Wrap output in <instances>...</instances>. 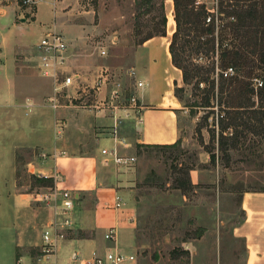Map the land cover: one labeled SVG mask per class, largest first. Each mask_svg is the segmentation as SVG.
Masks as SVG:
<instances>
[{"label":"rangeland","instance_id":"1","mask_svg":"<svg viewBox=\"0 0 264 264\" xmlns=\"http://www.w3.org/2000/svg\"><path fill=\"white\" fill-rule=\"evenodd\" d=\"M3 1L16 7V22L18 15L21 19H28L15 27L10 23L11 9H7L8 14L0 16V27L9 35L7 46L0 51V73L3 71L4 76L0 77L1 94L4 93L7 75L13 76V70L21 76L16 79L19 100L35 97V100L43 102L52 94L50 80L37 74L33 56V44L48 28L61 32L69 43V52H73L70 66L79 71L88 89L97 79L101 68L108 70V78L99 89L85 92L80 99L72 101H69L70 98L66 95H61L60 107L55 110L56 121H62V133L66 134L65 140L61 142L64 149L60 148V152L69 154L94 151L98 153L100 143L105 147L110 146L111 136L107 129L113 125L114 118L122 121L120 129L122 127V134L127 137L130 146L119 148V153L134 157V160L127 165L100 161L105 177L112 179L117 189L130 190L136 236L135 259L132 264H190L187 246L194 240L200 249L198 257H206L212 261L214 257L220 256L228 263L240 258L243 253V241L233 231L242 216L238 209L240 193L244 190L264 189V126L262 132L256 134L261 130L256 122L257 116L250 110H244L237 119L239 126L232 125L227 129L230 135L237 128L243 138H240L236 148L229 147L230 159L227 167H223L227 163L223 160L215 164L209 161L201 163V154L205 155L206 150L211 149L218 154L216 139L211 140L209 134L215 115L207 118L208 108L201 106L207 89L204 84L194 86V80L191 84L183 83L181 71L165 58L163 46L166 40L164 39L162 45L160 36H155V40L147 49L138 48L141 44L136 45V38L133 36L134 0H79V10L65 18V23L78 25L77 31L70 32L72 40L66 30L55 29L56 19L53 11L44 2ZM199 1L204 2L209 9L213 5V0ZM35 5L34 20L32 15ZM165 11L168 14L166 9ZM167 31L166 24V36ZM167 38L169 42L170 35ZM18 39L27 45L25 50L18 46ZM78 39H83V42L78 44ZM101 49L106 50L105 55L100 54ZM83 52L92 57L88 59L86 56L87 61L82 60ZM131 67L136 71L135 79L143 80L145 86L141 89L146 95L162 88L170 90L164 102L178 109L176 114L180 134L179 148H157L136 141L139 131L131 129L132 124L126 122L132 119L131 114L126 117L127 111L120 109L121 105L127 103L126 98L138 90L134 79L128 74ZM177 73L178 81L175 80ZM29 80L38 84L37 89L40 92L35 93V96L31 93L32 85ZM175 84L176 87H182V102L174 96ZM15 109L19 119H31V116H25L22 108ZM37 110H40L46 119L53 114L47 107ZM104 115L111 117V125L97 118ZM121 117L125 120H121ZM48 133L52 135L53 130L46 126V137ZM39 135L26 133L24 139L29 143L34 142L35 137ZM17 136L15 133L10 139L4 140L0 152L9 151V146ZM42 152L46 157L42 156ZM16 153L19 189L34 195L40 192H54L55 179L48 178L42 185L33 177H42L37 174L35 168L44 166L42 163L50 164L55 153L37 147L16 150ZM5 156L0 158V161L5 163L0 182L1 178L9 176V157L7 154ZM190 167L188 173L191 184H186L187 187L182 191L174 188L177 182L185 179L179 169ZM199 169H203L207 176L202 181L213 182V190H206V187L201 185L200 189L193 191V188L199 185L192 184V175ZM123 199L127 202L125 195ZM34 203L43 212L51 211L50 206L36 200ZM78 205L76 201L74 209H78ZM74 232L72 236H77L78 232ZM87 234L84 232V235ZM204 248L206 254L203 253ZM213 249L218 252L213 253ZM84 254L79 251L77 258Z\"/></svg>","mask_w":264,"mask_h":264},{"label":"crops","instance_id":"2","mask_svg":"<svg viewBox=\"0 0 264 264\" xmlns=\"http://www.w3.org/2000/svg\"><path fill=\"white\" fill-rule=\"evenodd\" d=\"M39 1L50 6L51 11H53L56 19L55 29L66 30L67 35L72 40L70 32L77 31L78 25L74 26L65 23V18L79 10V0H36V3ZM7 9L12 11L10 18L12 19L10 22L12 26L16 27L19 23L28 19L22 20L21 16L18 15V21L16 22V7L0 0V16L8 14ZM165 9L167 11L171 9L173 12L172 0H165ZM35 14L36 5L32 15L34 20ZM163 37L166 36L160 38L162 39ZM8 38V33L0 27V51L7 46ZM154 38L146 40L138 48L147 49L155 40ZM18 41V46L21 50H25L27 45H24L21 39H18ZM82 42L83 39H78V44ZM162 42L164 41L160 43L162 44ZM36 43L33 44V52ZM168 44L165 43L163 47L165 58L169 61ZM72 54L73 52L70 53L68 47L70 63L73 59ZM81 55L82 60L85 61L86 59L87 61L86 53L83 52ZM89 57L88 59H90ZM2 72L0 77L3 78ZM20 77L18 72L13 70V76L7 75L5 80L4 93L1 94L0 92V148L3 146L2 142L4 140L10 139L15 133L18 134L9 146V151H5L9 157L7 162V167L9 166L7 173L9 176L1 178L0 182V264H81L82 261L90 258L91 252L94 250L100 254L111 250L134 255L136 236L130 190L117 189L113 180L105 177L101 165V161L105 160H103V156L99 151L105 145L100 143L98 153L95 151L86 154L60 152V148H63L61 142L65 140L66 134L62 133L61 137L57 138L56 109L45 105L44 100L43 102L42 100H35V97L19 100L16 91V79ZM178 79L179 74L175 80L178 81ZM29 83L32 85L30 88L31 93L35 96V93L40 92L37 89L38 84L32 83L30 80ZM169 92L170 90L165 88L151 91L147 95L143 89L136 91L139 101L143 104L142 123L135 124L133 119L126 122L132 124L131 129L135 128V130L139 131V136L136 138L137 142L144 144H172L179 139V124L176 114L178 109L176 106L169 105V103L166 105L164 102V98L165 96L167 97L166 94ZM43 107L53 111L49 119H46L41 114V111L37 110ZM15 108H22L25 116L29 115L31 119H19ZM97 118L108 125L112 123V119L108 115L97 116ZM46 126L53 130L52 135L48 133V137H46ZM26 133L40 135L35 137L34 142L29 143V141L24 139ZM34 147L55 153L50 164L45 165V163H42L44 166L40 165L35 168L37 174L50 175L57 172L60 175V178L56 181L57 188L64 187L71 190L77 196V203H79L78 209L75 208L76 210L74 209L72 212L75 222L74 229L67 231V235L71 236L59 240L56 244L55 252L46 261L38 259L41 253V245L43 244L41 233L51 219L52 212L50 210L48 212L41 211L39 206L34 203L32 194L28 191H21L17 181V153L15 154V151ZM5 153L0 152V158L6 157ZM201 155V163L209 161L207 153ZM4 164L0 161V175L5 168ZM205 177L207 176L203 169L197 170L195 175H192V184L199 185L197 188H193L194 192L200 189L201 185L206 187L204 188L206 190L214 189L213 182L202 181ZM117 195L122 198L120 208L114 206ZM124 195L127 202L123 199ZM238 209L242 216L238 224L233 227V231L243 241L241 257L236 258L232 263L221 259L220 256L214 257L212 261L206 257H198L200 249L196 240H194L189 242L187 246L190 264H264V191H242L238 200ZM109 227H115L116 235L112 242H108L104 238V233ZM78 230L88 234L83 238L72 236L75 233L74 231ZM79 251L85 253L84 256L73 259V255H77ZM203 251L206 254L205 248ZM216 252L218 251L213 249V253ZM125 264H132V262Z\"/></svg>","mask_w":264,"mask_h":264},{"label":"trees","instance_id":"3","mask_svg":"<svg viewBox=\"0 0 264 264\" xmlns=\"http://www.w3.org/2000/svg\"><path fill=\"white\" fill-rule=\"evenodd\" d=\"M172 3L175 24L168 44L170 62L181 71L184 84L194 80V86L204 84L207 89L201 106L208 108L207 118L215 115L209 134L211 140L216 139L218 154L211 149L206 152L211 164L223 160L227 162L223 167H227L229 147L236 148L242 138L237 128L230 135L227 129L239 126L240 113L250 110L257 116L261 130L256 134L264 126V0H213L210 9L199 0ZM134 5L136 45L155 36H166L165 0H134ZM228 68L233 73L225 76ZM176 86L174 96L182 102V87ZM146 145L177 149L180 140ZM190 169H179L185 179L174 188L182 191L191 184ZM33 178L42 185L48 180ZM77 232V237H85L83 231Z\"/></svg>","mask_w":264,"mask_h":264},{"label":"built area","instance_id":"4","mask_svg":"<svg viewBox=\"0 0 264 264\" xmlns=\"http://www.w3.org/2000/svg\"><path fill=\"white\" fill-rule=\"evenodd\" d=\"M29 0H23L27 2ZM69 43L61 32L55 31L52 28H48L42 33V36L34 45V66L37 69L38 74L42 77L48 78L51 84L52 94L44 99L45 105L52 109L60 107L59 97L66 95L70 98L69 101L74 99H80V96L90 90L99 89L102 83L108 78L107 68H101L98 72L97 79L92 82L90 89L84 84V80L74 67L70 66V60L68 56ZM101 55L106 54L105 49L100 50ZM233 73L231 68H228L224 73L226 76ZM129 76L135 81L137 89H141L145 86L144 82L140 79H135L136 71L133 67L128 70ZM257 81L255 80V83ZM260 85L261 83H256ZM127 103L121 105L120 109L126 112V117L131 114L135 124L142 123L143 104L139 101L136 93L130 94L126 98ZM121 120H125L122 119ZM120 119L114 118V123L107 130V133L111 136L110 146L102 147L100 154L107 162L114 164H131L134 157L123 156L119 153V148H127L130 146V142L127 137L120 133ZM57 138L61 137L63 132V123L61 120L56 121ZM42 156L45 154L42 152ZM46 157V156H45ZM39 176L44 178L55 179L54 192H40L33 193L32 199L41 202L47 206H50L52 217L46 226L43 228L41 237L43 244L41 245V253L38 259L46 261L55 252L56 244L59 240L66 238L67 231L73 230L75 222L72 216L74 205L77 201V196L74 193L65 188H57L56 181L60 178L57 172L47 175L40 173ZM34 195V196H33ZM122 205V198L120 196L115 197V207L120 208ZM116 232L115 227H109L104 233V238L107 240H113ZM77 255H73V259H76ZM135 256L133 254H124L118 251H106L104 254L98 253L96 250L91 252L90 258L82 261L81 264H125L127 262H133Z\"/></svg>","mask_w":264,"mask_h":264},{"label":"bare ground","instance_id":"5","mask_svg":"<svg viewBox=\"0 0 264 264\" xmlns=\"http://www.w3.org/2000/svg\"><path fill=\"white\" fill-rule=\"evenodd\" d=\"M167 17H168V20H167V29H168V31H167V36H169V35H171V33H172V31H173V27H174V19H173V15H172V10L171 9H169L168 11H167ZM167 36L166 37H163L162 38V41H164V39L166 40L165 41V43L167 44V43H169L168 42V38H167Z\"/></svg>","mask_w":264,"mask_h":264},{"label":"water","instance_id":"6","mask_svg":"<svg viewBox=\"0 0 264 264\" xmlns=\"http://www.w3.org/2000/svg\"><path fill=\"white\" fill-rule=\"evenodd\" d=\"M22 20H24V19H22Z\"/></svg>","mask_w":264,"mask_h":264}]
</instances>
